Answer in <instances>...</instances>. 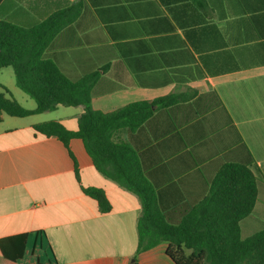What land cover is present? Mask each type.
I'll use <instances>...</instances> for the list:
<instances>
[{
  "label": "crops",
  "instance_id": "crops-1",
  "mask_svg": "<svg viewBox=\"0 0 264 264\" xmlns=\"http://www.w3.org/2000/svg\"><path fill=\"white\" fill-rule=\"evenodd\" d=\"M77 7L45 58L72 80L99 74L94 110L183 96L156 109L141 132L116 135L149 148L147 172L163 201L203 200L219 168L237 156L239 134L262 181L242 236L264 228V0H0V20L29 28ZM10 84L0 81L23 107L36 108L16 80ZM85 110L0 117V239L29 235L20 264H129L137 254L139 197L98 172L82 140L67 148L34 129L53 120L75 131ZM83 187L102 188L111 211L101 213ZM169 245L139 254V263L175 264Z\"/></svg>",
  "mask_w": 264,
  "mask_h": 264
},
{
  "label": "trees",
  "instance_id": "trees-1",
  "mask_svg": "<svg viewBox=\"0 0 264 264\" xmlns=\"http://www.w3.org/2000/svg\"><path fill=\"white\" fill-rule=\"evenodd\" d=\"M80 12L79 7L63 10L29 28L0 20V70L12 68L17 87L36 103L35 109H27L0 85V117L3 113L28 117L59 106L86 107L75 131L53 120L34 129L58 138L67 148L72 139L82 140L96 170L139 197L138 250L129 264H140L139 254L164 242L170 244L167 254L175 264H264V228L247 238L242 236L241 224L252 215L262 184L252 170L255 158L242 137L238 134L237 156L219 168L203 200L164 202L165 191L152 184L147 172L144 156L149 148L140 150L116 135L124 129L130 134L141 132L156 109L169 108L183 96L141 101L108 113L94 110L92 87L99 74L72 80L56 62L45 58L56 36L74 23ZM82 190L98 203L101 213L111 211L102 188ZM28 240V234L0 239V264H20Z\"/></svg>",
  "mask_w": 264,
  "mask_h": 264
},
{
  "label": "rangeland",
  "instance_id": "rangeland-1",
  "mask_svg": "<svg viewBox=\"0 0 264 264\" xmlns=\"http://www.w3.org/2000/svg\"><path fill=\"white\" fill-rule=\"evenodd\" d=\"M3 73H0V81L1 82H3V83H5L6 85H11L10 84V81H11V83H15V79H14V77H13V74H14V71H13V69H8V71H2ZM5 72H7V74L9 73V74H11L10 76H8V75H6V73ZM5 73V74H4ZM23 94V93H22ZM26 96V98H28V100H31V102L33 103V105L35 104L34 103V101L32 100V99H30V97H28L27 95H25ZM26 105V104H25ZM26 107H28V106H26ZM54 114V113H53ZM57 116V114L55 113L54 115H52L53 117L54 116ZM264 227V226H263Z\"/></svg>",
  "mask_w": 264,
  "mask_h": 264
},
{
  "label": "built area",
  "instance_id": "built-area-1",
  "mask_svg": "<svg viewBox=\"0 0 264 264\" xmlns=\"http://www.w3.org/2000/svg\"><path fill=\"white\" fill-rule=\"evenodd\" d=\"M25 264H41L37 261H27Z\"/></svg>",
  "mask_w": 264,
  "mask_h": 264
}]
</instances>
